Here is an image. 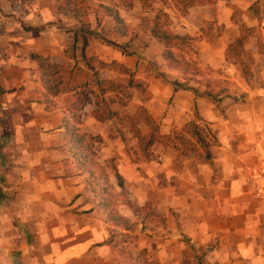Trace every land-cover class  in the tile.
Instances as JSON below:
<instances>
[{
  "label": "crops",
  "instance_id": "0c3cea01",
  "mask_svg": "<svg viewBox=\"0 0 264 264\" xmlns=\"http://www.w3.org/2000/svg\"><path fill=\"white\" fill-rule=\"evenodd\" d=\"M64 1L0 0V264H138L141 252L150 262L181 264L189 245L210 248V264H264V50L257 34L248 42L254 88L246 102L223 99V112L199 77L184 88L186 76L168 67L164 46L144 34L156 17L140 14L144 2L132 0L135 15L127 16L117 8L127 0H118L119 24L98 8L109 1L86 0L91 31L120 33L118 49L94 40L89 53L105 64L116 61L147 86L145 97L134 95L119 118L99 122L94 103L80 112L82 131L97 139V161L109 184L141 209L135 214L118 204L123 223L110 215L107 179L91 175L69 153L64 96H50L42 85L43 59L71 69L81 60L82 43L73 51L74 32L68 31L80 24L59 12ZM223 5L217 0V14ZM207 8L190 9L191 16L181 17L187 24L169 29L196 40L201 71L233 76L242 68L227 59L228 48L241 33L188 27L192 22L200 29L208 19L195 11ZM228 21L220 17L227 27ZM101 74L107 79V70ZM141 107L162 135L207 124L217 143L204 149L195 142L198 151L186 155L156 145L154 161L137 159L125 116ZM138 127L149 132L143 122Z\"/></svg>",
  "mask_w": 264,
  "mask_h": 264
},
{
  "label": "trees",
  "instance_id": "16d2710c",
  "mask_svg": "<svg viewBox=\"0 0 264 264\" xmlns=\"http://www.w3.org/2000/svg\"><path fill=\"white\" fill-rule=\"evenodd\" d=\"M109 5L100 4L98 8L102 9L107 16H111L119 24H123L118 12L114 11L113 6L118 0H107ZM145 2V0H139ZM217 3V0H172L174 8L183 16H185L190 9L212 7ZM258 4V3H257ZM256 6V3L253 4ZM86 0H65L59 6V12L67 19H74L80 24L78 29H68L69 32H74L75 44L71 47L73 51L76 50V43H82L81 60L77 61L71 69L67 66L55 65L50 62L49 58L43 59L40 65L41 81L48 95L58 97L63 95L61 101V109L64 112L63 128L66 133V144L69 148L71 157L76 159L83 165V168L91 175L96 176L101 174L107 179V187L105 191L109 194L108 207L110 215L123 223L127 222L116 212L118 204H124L130 207L135 214H138L141 209L132 204L124 193L117 194L113 187L109 184L106 170L98 163L97 153L94 149L96 138L85 134L80 125V112L86 105L94 103L95 109L92 115L99 122H106L111 118H119L120 110L127 107L133 99V90H143V82L134 78L131 70L125 68L119 63L113 62L111 65L102 62L96 55L89 53L88 49L94 40H101L107 45H117L114 41L91 31L88 18V8ZM167 19V15L163 14ZM144 19L143 22H147ZM149 35L155 38L165 48L163 59L168 67L174 70H186L193 73V75L201 74L203 71L197 64L187 62L180 59L173 49L180 45L187 44L193 39L188 36H180L172 32L169 27H163L160 15H157L153 20ZM247 37L241 34L233 44L228 48V54L234 50H241ZM235 44V45H234ZM118 66V69L128 74L130 79L127 83L117 82L111 79L103 78L101 72L103 70L111 69L112 66ZM243 74L246 76L247 71L243 67ZM58 79V84L53 80ZM220 81L206 82V95L215 101L219 102L227 91L221 87ZM144 93L146 91L143 90ZM136 95V94H135ZM138 95V94H137ZM244 102V100L242 101ZM57 105H54L56 107ZM115 107H118L115 109ZM125 120L130 124L131 132L137 140L138 151L140 157L145 161H154L155 155L153 148L156 145H161L164 148H171L186 155L190 152H197L196 143L201 144L204 149H207L212 143H207V137L216 142V136L213 134L207 124L199 126L195 123H189L180 132L173 136H165L160 133L158 124L150 117L148 111L141 107L134 116L126 115ZM143 122L148 127L149 132L143 134L139 129V124ZM187 136H190L189 138ZM192 136L196 138L192 141ZM180 146H190L188 150L182 149ZM118 202V203H117ZM210 253V248L200 247L196 248L189 245L185 250V261L181 264H210L206 257ZM140 262L138 264H157L150 262L145 252H141L139 256Z\"/></svg>",
  "mask_w": 264,
  "mask_h": 264
},
{
  "label": "rangeland",
  "instance_id": "374dc122",
  "mask_svg": "<svg viewBox=\"0 0 264 264\" xmlns=\"http://www.w3.org/2000/svg\"><path fill=\"white\" fill-rule=\"evenodd\" d=\"M224 5L221 7L222 10L217 14V10H215L212 6L211 8L202 9L195 11L196 16H203L207 17V20H204V25L199 28V24L195 25L192 22L188 23V27L192 29V31H195L196 33H241L244 35V37H247L246 43L242 46L241 50H234L232 51L229 56L228 60L231 62H237L240 63L241 66V72L236 73L235 69L233 73H235L233 76L228 75L224 73L219 72H213V71H203L201 74L193 75L190 71L183 70V77L186 76V79L194 80L193 76L199 77L202 84L206 85L207 81H220L222 83L221 87L227 91V94L222 96L221 100V107L224 108L226 106H223V99L226 98H232L236 103H242L247 101L248 96L250 95L251 90H253L254 86L252 85L253 82V72L252 68L255 66V60L253 58V55L251 53V48L248 45L249 38L253 36L254 33L257 34V37H259V44H260V50H264V38L262 37V33H264V0H223ZM256 3V6L253 4ZM258 3V4H257ZM250 4H252L250 6ZM250 6V8H248ZM118 11L123 12V15L127 14V16L133 14L134 6L132 3V0L122 1L120 5L117 6ZM194 12L187 13L185 16L180 14L172 4L171 0H145L143 6L141 7L140 14L146 15V17H155L157 15H160L161 22L163 23V27H169L176 29V27H183L184 24H187L181 20V17H187L191 16ZM222 13V14H221ZM163 14L167 15V19L162 16ZM141 17V16H140ZM220 17L222 19H227V23L220 22ZM148 19V18H146ZM193 19V17H192ZM184 23V24H182ZM148 24V23H147ZM146 26V25H145ZM149 36V33H144ZM100 35L107 36L108 39L112 41H119L120 33H111L110 31L108 33H100ZM131 40H134L137 37V33H132L131 36L128 35ZM193 39V38H192ZM115 42V43H116ZM196 40L193 39L192 41L188 42L187 44H183L178 46L177 48L173 49V52L180 58L187 62H191L193 64L198 65V61L195 59V56L197 55V48L195 44ZM235 45V44H234ZM111 47L113 50L118 49L119 45H107ZM123 54H125V47L120 46L119 49ZM113 62L107 63L108 65H111ZM117 63V62H116ZM69 65H72L71 63ZM199 67V66H198ZM243 67L247 71V75L245 76L243 74ZM132 72V71H131ZM147 72L151 73L153 76V66L149 64L147 66ZM133 73V72H132ZM134 78L135 74L133 73ZM107 79L115 80L117 82L127 83L130 79L129 75L123 73V71L118 69V66L114 65L111 69L107 70ZM137 80V79H136ZM140 81V80H138ZM142 82V81H141ZM143 90L146 91L147 86L146 83L143 82ZM183 86L184 88L189 87L187 85ZM192 87V86H191ZM261 88H264L261 87ZM192 89H195L192 87ZM143 90L136 91L133 90V96L138 94L139 97L142 99L145 97V93ZM225 104V102H224ZM118 107H115L117 109ZM122 111V109H119ZM188 138L190 136H187ZM192 141H195L196 138L192 136ZM210 137H207V143H212L213 145L217 143L212 141ZM211 144V145H212ZM138 147V146H137ZM184 150H188L190 146H180ZM137 159L144 160L142 157H138L139 151L134 150L133 151Z\"/></svg>",
  "mask_w": 264,
  "mask_h": 264
},
{
  "label": "built area",
  "instance_id": "2783aa9c",
  "mask_svg": "<svg viewBox=\"0 0 264 264\" xmlns=\"http://www.w3.org/2000/svg\"><path fill=\"white\" fill-rule=\"evenodd\" d=\"M262 176H263V178H264V172L262 173ZM262 186H261V188H263V191H264V180H263V182H262Z\"/></svg>",
  "mask_w": 264,
  "mask_h": 264
}]
</instances>
